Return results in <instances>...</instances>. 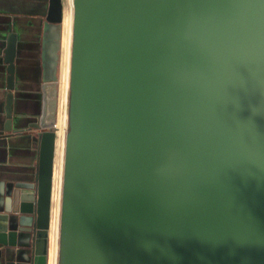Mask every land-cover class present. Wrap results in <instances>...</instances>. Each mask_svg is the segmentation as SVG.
Wrapping results in <instances>:
<instances>
[{"label": "water", "instance_id": "water-1", "mask_svg": "<svg viewBox=\"0 0 264 264\" xmlns=\"http://www.w3.org/2000/svg\"><path fill=\"white\" fill-rule=\"evenodd\" d=\"M35 15L38 158L0 181V264H48L62 0ZM17 38L0 137L26 129ZM57 243V264H264V0H72Z\"/></svg>", "mask_w": 264, "mask_h": 264}, {"label": "crops", "instance_id": "crops-1", "mask_svg": "<svg viewBox=\"0 0 264 264\" xmlns=\"http://www.w3.org/2000/svg\"><path fill=\"white\" fill-rule=\"evenodd\" d=\"M43 1L0 0V128L5 118L3 103L6 94L7 74L5 62L3 61V40L9 30H14L18 35L14 57L12 121L17 127L21 125L26 128L23 132L11 133L6 137H0V181L8 178L21 180L31 177L34 167L37 165V146L32 138L29 137V134L35 133L36 129L33 127L27 128V126L30 122L35 121L41 109L40 23H32V15L30 14L40 12L43 7ZM54 158L55 146L51 171L54 169ZM52 259L53 256L48 255V264H52Z\"/></svg>", "mask_w": 264, "mask_h": 264}, {"label": "rangeland", "instance_id": "rangeland-1", "mask_svg": "<svg viewBox=\"0 0 264 264\" xmlns=\"http://www.w3.org/2000/svg\"><path fill=\"white\" fill-rule=\"evenodd\" d=\"M63 2V15H62V33H61V49H60V63H59V87H58V105H57V127L52 128V132L56 134L55 145V158L54 169L52 171V188H51V221L49 227V243H48V255L53 256L57 247V233H58V215L59 207V185L61 176V163H62V137H63V121L64 115L66 116L67 127V103L65 105L66 95V75L68 65V53L70 43V30H71V14H72V0H62ZM18 14V12H17ZM37 12H33L30 15L32 20H35ZM65 135V134H64ZM54 155V149H53ZM53 160V156H52ZM54 264V256L52 259Z\"/></svg>", "mask_w": 264, "mask_h": 264}, {"label": "bare ground", "instance_id": "bare-ground-1", "mask_svg": "<svg viewBox=\"0 0 264 264\" xmlns=\"http://www.w3.org/2000/svg\"><path fill=\"white\" fill-rule=\"evenodd\" d=\"M71 21H72V14H71ZM70 40H71V30H70ZM69 52H70V43H69ZM69 55V53H68ZM69 57V56H68ZM68 71H69V58H68V65H67V75H66V95H65V105L67 103V91H68ZM65 115H64V121H63V137H62V145L64 146V126H65ZM62 157H63V147H62ZM61 175H62V163H61ZM60 188H61V176H60ZM61 190V189H60ZM59 207L60 210V193H59V206L57 204V208ZM59 217V215H58ZM59 221V219H58ZM58 227H59V223H58ZM57 238H58V233H57ZM58 245V243H57ZM58 250V248H57ZM49 255H50V251H49Z\"/></svg>", "mask_w": 264, "mask_h": 264}, {"label": "built area", "instance_id": "built-area-1", "mask_svg": "<svg viewBox=\"0 0 264 264\" xmlns=\"http://www.w3.org/2000/svg\"><path fill=\"white\" fill-rule=\"evenodd\" d=\"M64 130H66V117H65V126H64ZM64 134H65V131H64ZM60 185H59V190H58V192L60 193ZM51 214H50V221H51ZM58 219H59V217H58ZM58 223H59V221H58ZM49 227H50V223H49ZM50 239V238H49ZM56 245H57V241H56ZM53 256H54V264H57V247H56V249H55V253L53 254Z\"/></svg>", "mask_w": 264, "mask_h": 264}]
</instances>
